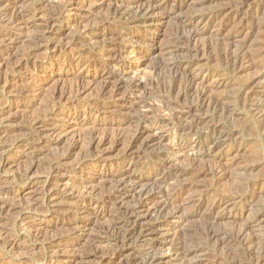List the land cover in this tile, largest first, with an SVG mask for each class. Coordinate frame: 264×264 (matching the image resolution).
I'll return each instance as SVG.
<instances>
[{
    "label": "rangeland",
    "instance_id": "rangeland-1",
    "mask_svg": "<svg viewBox=\"0 0 264 264\" xmlns=\"http://www.w3.org/2000/svg\"><path fill=\"white\" fill-rule=\"evenodd\" d=\"M129 1L137 4L144 0H0V32L10 34L0 41V55H3L0 59V109L3 110L0 113V264H141L142 253L149 245L161 241V236L156 232L143 233L120 244L117 236L122 229L119 226L113 229L111 224L121 214L113 201L107 199L115 176L131 168V177L148 186L154 183L163 165L171 170L192 165L200 168L234 156L236 169L218 180L202 174L192 191L207 189L210 199L214 193L237 189L238 194L244 198L252 196L253 204L256 203L238 206L233 216L224 212L220 217L210 218L200 212L181 222L174 219L170 235L185 241L204 243L207 228L231 232L233 226L252 219L257 210L264 208V184L260 185L264 180V116L251 113L243 96L245 81L255 68L238 72L227 68L221 50L211 44L219 26L213 23L207 26L205 37L202 36L205 41H212L211 46L195 59L189 70L212 80L221 76L215 93L228 102L231 111L225 116H232H223L221 124L230 138L236 135L238 141L223 149L204 150L195 155L190 146L194 137L187 139L172 134L170 126L154 125L159 119L172 120L174 114L161 107L155 97L163 86L176 82L178 85L179 76L159 69L156 63L160 51L175 38L177 22L166 16L162 23L153 22V28L146 31L143 22L132 20L130 13H112L115 6ZM199 1L168 0V8L179 3L182 13L187 15L213 5L200 6ZM250 1L251 12L262 10L258 14L262 19L264 6L257 7L256 0ZM17 13L22 21H9ZM50 16L53 32L46 26ZM250 21L254 19H246L242 13L221 30H232L234 24L244 23L242 26L247 31L253 24ZM262 34L253 39L264 36V31ZM143 43L155 47L148 54ZM186 55L173 59L185 65L194 59ZM119 74L128 82L138 80L139 87L122 86L113 98L110 95L121 78ZM140 115L145 116V121H138ZM134 133L138 137L132 153L138 155L125 158L124 149L129 140L121 139L116 144V137ZM90 136L96 142H105L104 151L96 148L87 152ZM148 137H154V142L142 148ZM163 149L168 154L165 164L157 160ZM254 181L259 182L256 190L249 187ZM173 186L170 183L168 190ZM144 220L142 225L150 226V219ZM12 238L16 246L5 245ZM219 246L215 250L217 255L226 258L229 254L242 264H257L258 258H264L263 240L257 246L258 251L251 255L244 254L232 241ZM172 257L168 251H162L159 264H174ZM199 259L205 264L218 263L211 255Z\"/></svg>",
    "mask_w": 264,
    "mask_h": 264
},
{
    "label": "bare ground",
    "instance_id": "bare-ground-1",
    "mask_svg": "<svg viewBox=\"0 0 264 264\" xmlns=\"http://www.w3.org/2000/svg\"><path fill=\"white\" fill-rule=\"evenodd\" d=\"M256 1L257 7L260 5L264 6V0ZM134 3L135 2L130 1L121 3L120 6L114 7L112 13H118L121 11V13L124 11H126V14L130 13L129 17H133L132 20L143 22V28L146 31L151 30L150 28H153L151 26L153 22L162 23L163 18L166 16L169 18H175L178 27L175 38L167 48L160 51V58L158 59V63H156L159 69H167L172 74H174V76H179L180 82L178 85L176 82V84L171 83L169 85L163 86L162 90H159L157 96L155 97L156 101L162 105L161 107L170 111L171 114H174L172 120L159 119L154 122V125L160 128L170 126L169 129L173 130L172 134L184 136V138L187 139L188 137H194L190 146L195 155L200 154L204 150L214 148L223 149L226 145L236 144L238 141L237 137H235L236 135L233 136V138H230L229 133L223 128L224 126L221 124V119L223 116H225L226 113L228 111L230 112L231 110H229V106L226 104L228 102H225L223 96L216 94L217 92L215 93L216 87L221 84V80L219 79L220 73L218 74L219 76L214 77L212 80L207 76L202 77L198 74H192L190 73L189 69L195 64V59L200 56L202 57V55L209 50L211 44L213 45L214 49L219 48L221 50V55H223L222 58H224L227 68L229 66L232 71L238 72L244 69L253 70V68H255V72L253 70V73H250V76L245 81L243 87V96H245V102L248 103L251 113L257 116H264V36H259L260 38L258 40L253 39L258 33L262 34L264 31V17L262 19L261 15L258 17L259 13H263L262 10H260L258 13L259 9H257L256 12L252 13L250 0H201L199 1L200 6L213 4L212 7H208V9L203 7L205 10L197 9L198 11L187 15L182 13V8L179 3H174L168 8V0H144L137 4ZM246 6L248 9H245ZM262 9L264 10V7H262ZM30 12L31 14H34V11ZM242 13L246 19H254V21H250L253 24L248 27L247 31L245 27L242 26L245 25L244 23L234 24L232 30L230 29L225 32L221 30V27H226L229 23L235 21L238 15H241ZM22 19L23 18L21 14L17 13L12 15V19L9 21L12 20L13 22H18L20 20L22 21ZM52 19V16H50L46 21V26H50L48 28V31L50 32L55 31V28L49 25L50 22H52ZM211 23L218 25L219 29H216L213 33L214 43L210 41L212 42L210 44V42H207L203 39V36L206 32L207 26ZM3 32L5 31L3 30ZM7 37H10V34H4L0 32V41L5 40L4 38ZM153 46L154 44H145L146 52L148 54L152 51ZM183 53L193 57L194 59L191 58L190 60L186 61L185 65H181L178 61H174V56H180ZM2 56L3 55L1 54L0 59ZM119 75L121 76V74ZM114 78L116 77L114 76ZM137 81L138 80L132 79L128 82L127 79L125 80L123 76H121V78L118 80L115 90L113 89V94H111L110 97H113L116 92L122 88V86L124 87L128 85V87L131 86V88H138L139 83ZM105 90L106 86L104 89H101V95H104ZM173 94L175 95L172 96ZM100 102L104 101L101 100ZM178 108H181V110L178 111ZM44 111L45 110H43V112ZM2 112L3 110L0 109V113ZM144 117L145 116H141L140 119L138 118V121H145L143 119ZM32 118L30 117V119L35 123L39 122L38 119ZM262 127V134H264V126ZM137 137L138 135L136 133L132 135L130 134L126 137L123 135L116 137V144L120 143L121 139L126 140L127 138L129 140L124 149L125 158L130 156L132 159L133 155H138L132 153V148ZM154 140V137H150L149 140L144 142L142 148L152 145L151 143H153ZM104 144L105 142H96L95 138L90 136L89 148L87 152L91 153L92 149L96 148H98L100 151H104L102 148ZM166 151L167 150L163 149L157 158V160L161 161L163 164L168 161V154ZM236 154L237 152L235 153V156ZM93 155L95 154L93 153ZM228 155H230V153ZM234 168L236 169L234 156L230 157V159L228 158L226 161H213L210 165H204L200 168L192 165L188 168H178L171 170L168 169L166 165H163L160 168L154 183L148 186L141 183L138 179L131 177V171L133 170L132 168L122 173H118L113 179L111 191H108L107 193V199L113 201L114 206L121 214V216L119 218L116 217L114 223L111 224L113 229L116 226H119L122 229L121 233L120 231L118 232V236L116 234L117 239H119L118 242L124 245L127 241H130L134 238L137 239L143 233L156 232L158 235H160L162 238L161 241L149 245L142 253V263L140 262L141 264H159L162 261V251L164 250L166 252L168 251L170 255L173 256L172 258H174V264H205L200 261L199 258L201 256L206 257L210 255L214 257L216 262H218L217 264H242V261L239 262L235 259V257H229V254L226 258L217 255L215 250H217L220 243L232 241L235 243V245L237 244V246L239 245V247L242 248L243 252H245L244 254L251 255L253 252L258 251V244H260L262 240L264 241V208L257 210V212L253 214V217H251L252 219L244 218L245 220L239 223V226L232 227L233 229L231 232H221L207 228L204 232V243L201 241L199 242V240L198 243H196V241L190 242L187 239L185 241L176 235L175 237L170 235L173 230L174 219H178V221L181 222L185 220L186 217H190L193 214H200V212H203V214L207 215V217L210 216V218L212 216L220 217L224 214V212H227L228 216H233L237 213L239 208L238 206L243 207L244 205L249 206L253 204L252 196H249V198H244V195L238 194V191H236L237 189L235 190L233 188L232 189L235 190H232L233 192H223L216 195L214 193V196H212L210 199L207 198V189L197 190L198 188H196L195 192L192 191L195 188L196 179H198L202 174H209L214 180H218L226 176L228 173H230V171L232 172ZM170 183H173L174 186L168 190L167 186H169ZM263 184L264 180L260 183V185L262 186ZM258 185L259 182L254 181V183L249 185V187L252 190H256ZM185 195L186 197H183ZM126 200V206L122 207V204L125 203ZM187 209H190V211L187 212ZM145 218L150 219V226H147L146 224V226L142 225L143 221H145ZM237 224L238 222L236 225ZM4 243L7 246H16L13 238L6 240ZM261 252H263V250ZM216 256L220 259L216 258ZM138 259L140 260V258ZM129 263L130 262L125 264ZM257 264H264V258H258Z\"/></svg>",
    "mask_w": 264,
    "mask_h": 264
}]
</instances>
